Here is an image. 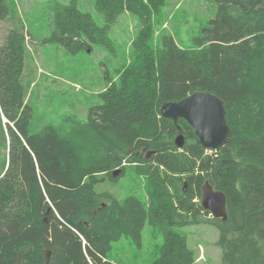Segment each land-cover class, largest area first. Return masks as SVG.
Masks as SVG:
<instances>
[{
	"label": "trees",
	"instance_id": "obj_1",
	"mask_svg": "<svg viewBox=\"0 0 264 264\" xmlns=\"http://www.w3.org/2000/svg\"><path fill=\"white\" fill-rule=\"evenodd\" d=\"M91 1L103 26L79 10L78 0L55 2L45 42L72 55L95 46L114 52L109 33L125 14L135 35L126 44L127 65L107 77L109 91L69 130L29 132L22 28L0 47V124L8 141L0 168V264H113L112 244L126 238L141 248L147 222L161 238L151 264H197L186 238L172 228L206 222L209 214L194 203L205 181L226 197L227 219L214 222L224 264H264V0H219L196 48L182 49L164 34L157 50L154 23L166 0ZM7 15L0 0V20ZM196 92L224 102L231 129L226 144L211 153L183 120L185 145L176 149L179 131L160 114L163 104ZM148 151L146 161L141 153ZM128 167L145 178V207L108 191Z\"/></svg>",
	"mask_w": 264,
	"mask_h": 264
},
{
	"label": "rangeland",
	"instance_id": "obj_2",
	"mask_svg": "<svg viewBox=\"0 0 264 264\" xmlns=\"http://www.w3.org/2000/svg\"><path fill=\"white\" fill-rule=\"evenodd\" d=\"M218 1L166 0L155 19L154 48H159L160 37L164 34H170L182 49L196 48V40L203 36V30L215 18ZM55 2L67 3L68 0H7L8 15L0 20V46L18 26L28 35L23 83L28 85L25 100L32 110L30 133H38L45 127L67 131L72 126L71 120L87 118L89 108L98 103V93L108 85L106 72L113 78L114 69L121 70L131 57L126 44L130 47L135 31L132 17L126 14L109 33L116 43L114 52L105 53L95 46L90 52L72 55L56 43L43 44L45 38L51 36L47 16ZM78 8L91 14L98 26L104 25L102 17L93 10L91 0H78ZM7 145L0 124V168L6 159ZM133 171L128 168L125 176L113 183L114 187H107L108 191L120 202L135 197L145 206L144 183ZM172 231L186 238L187 247L197 257V264H224L222 250L217 245L219 233L214 226L173 227ZM150 233L146 224L142 229L141 248L126 238L113 243L110 261L113 264H151L159 251L161 238Z\"/></svg>",
	"mask_w": 264,
	"mask_h": 264
},
{
	"label": "water",
	"instance_id": "obj_3",
	"mask_svg": "<svg viewBox=\"0 0 264 264\" xmlns=\"http://www.w3.org/2000/svg\"><path fill=\"white\" fill-rule=\"evenodd\" d=\"M160 114L162 118L172 121L179 131L174 139L176 149H182L185 145L179 120L185 121L193 129L199 144L211 152L223 147L231 132L224 102L208 92H196L177 102L165 103L160 108ZM119 174V170L112 172L113 177ZM201 207L214 218L226 221V197L221 191L214 190L208 181L201 187Z\"/></svg>",
	"mask_w": 264,
	"mask_h": 264
},
{
	"label": "bare ground",
	"instance_id": "obj_4",
	"mask_svg": "<svg viewBox=\"0 0 264 264\" xmlns=\"http://www.w3.org/2000/svg\"><path fill=\"white\" fill-rule=\"evenodd\" d=\"M5 3H6V5H7V0H5ZM18 28H21V26H18ZM17 28V29H18ZM11 31H15V30H11ZM22 31H23V34H24V36H25V40H26V38H27V36L28 35H26L25 33H24V30L22 29ZM49 37H51V36H49ZM49 37H46V38H49ZM45 38V39H46ZM5 43V42H4ZM4 43H3V45H4ZM26 43V42H25ZM43 44H48V43H46L45 41L44 42H42ZM3 45H1V46H3ZM0 46V47H1ZM25 48H26V46H25ZM93 49V48H92ZM91 49V50H92ZM107 71V70H106ZM106 78L107 77H110L109 75H108V72H106ZM114 75H115V69H114ZM23 78V77H22ZM114 78V77H113ZM112 78V79H113ZM107 88V87H106ZM106 88H104V90L103 91H106V92H108L109 90L108 89H106ZM102 91V92H103ZM101 93V92H100ZM99 94V93H98ZM72 121V120H71ZM230 127V126H229ZM142 154V156H143V159H145L146 161H149L150 159H151V157H152V154H153V152H151V151H148V152H142L141 153ZM128 164H126V163H123L122 164V167H126ZM132 165H135V164H132ZM136 166V165H135ZM128 168H131V169H133L134 167H128ZM128 168L126 169V171L128 170ZM116 170H119L120 172H121V169H119V168H117ZM129 172V171H128ZM134 172V171H133ZM134 174L136 175V173L134 172ZM136 177L137 178H139L140 180H142L143 181V183L145 182V178L143 177V176H138V175H136ZM194 203H198L199 205H200V207H201V198H200V200H194ZM145 207V206H144ZM201 209H202V207H201ZM203 210V209H202ZM204 211V210H203ZM205 212V211H204ZM208 213V212H207ZM209 214V213H208ZM206 217H210L208 220L206 219V222H204V223H201V224H208V225H211V226H214L215 227V225H214V222H223L221 219H216V218H214L213 216H211L210 214L208 215V216H206ZM211 220V222H212V224H209V221ZM146 224H148V226H149V222H147ZM145 224V225H146ZM201 224H199V225H201ZM149 227H151V226H149ZM156 227V226H155ZM216 228V227H215ZM161 246V245H160ZM160 249V248H159ZM159 252V251H158ZM158 252H156V254L158 253Z\"/></svg>",
	"mask_w": 264,
	"mask_h": 264
}]
</instances>
